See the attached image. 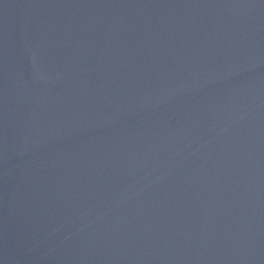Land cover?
<instances>
[{"label":"water","instance_id":"water-1","mask_svg":"<svg viewBox=\"0 0 264 264\" xmlns=\"http://www.w3.org/2000/svg\"><path fill=\"white\" fill-rule=\"evenodd\" d=\"M0 264H264V0H0Z\"/></svg>","mask_w":264,"mask_h":264}]
</instances>
